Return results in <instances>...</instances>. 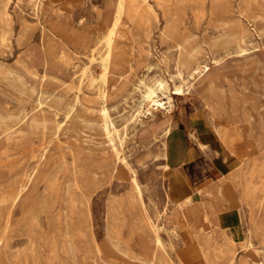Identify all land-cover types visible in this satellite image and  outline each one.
<instances>
[{
	"label": "rangeland",
	"instance_id": "374dc122",
	"mask_svg": "<svg viewBox=\"0 0 264 264\" xmlns=\"http://www.w3.org/2000/svg\"><path fill=\"white\" fill-rule=\"evenodd\" d=\"M158 1L174 12L181 3L136 0L133 10L138 9L140 18L123 17L115 39L119 54L108 62L104 60L108 25L103 18L117 0H0V264H142L124 254L143 256L141 246L149 235L138 207L126 199L130 189L123 171L118 168L110 177L114 156L96 133L102 130L100 103L114 123L118 156L138 172L150 222L168 229L161 232L165 240L173 235L175 211L170 206L166 216H155L165 206L169 178L161 166L162 126L170 121L190 131L195 120L208 127V136L197 137L204 148L190 138L196 157L185 171L195 180V188L211 189L205 203L208 213L235 206L240 219L213 235L210 244L232 240L239 252L236 264H264V0H229V15L217 10L219 14L211 17L210 0H206L202 16L195 17L191 8L175 16L180 24L173 34L166 29L167 18ZM229 17L241 24V38L226 49H210L207 42L228 31L215 27L214 20ZM171 34L176 43L193 35L198 53L190 59L182 56L167 39ZM203 63L211 73L208 79L199 69ZM101 70L107 71L104 78ZM179 76L186 79L182 95L174 91ZM151 78L169 84L172 109L167 114L160 108L146 113V102L140 106V83ZM138 112H145L144 117L133 121ZM86 121L97 126L88 128ZM244 127L250 137L243 135ZM215 128L224 129L225 141L214 135ZM170 145L171 154L181 149L176 143ZM223 163L231 189L221 186L218 164ZM254 166L261 172L251 175ZM96 173L105 174L104 182L91 194L86 208L79 202V188L90 193L87 179ZM198 206L177 212L200 217L203 210ZM86 209L89 234L80 226ZM7 214L10 225L4 232ZM257 225L262 231L254 230ZM212 234L211 228L202 226L199 243L204 245ZM177 246L181 247L179 241ZM179 252L193 263L204 264L196 242Z\"/></svg>",
	"mask_w": 264,
	"mask_h": 264
},
{
	"label": "bare ground",
	"instance_id": "6f19581e",
	"mask_svg": "<svg viewBox=\"0 0 264 264\" xmlns=\"http://www.w3.org/2000/svg\"><path fill=\"white\" fill-rule=\"evenodd\" d=\"M136 0H117V2L115 3V7L113 8V10L111 8H108L107 13L104 15L103 21L108 25L107 28V33H106V39H105V45H106V50H108V54L106 52L107 57L104 58L107 59L106 61H108V59L117 54H119V48H118V44L116 42V37L120 32V28L122 26V21H123V17H125L128 20H133V18H140L139 14H138V9H137V13H135V11L133 10V4ZM145 0H143L144 2ZM164 1V0H163ZM206 0H184L181 1L180 0V5L179 7H176V11H172V9L166 8L164 9L162 7V3L160 1H158V5L160 7L163 8L164 11V16L167 18V25H166V29L167 31H170L172 34L176 33L178 26L180 24V21L178 18H176L175 16L177 14H180L184 12V10L186 8H191L194 11V16L195 17H200L204 14V3ZM247 2V1H246ZM154 3V2H153ZM155 4V3H154ZM157 4V3H156ZM211 8H209L210 10V16H214L215 13L217 12V10H219V12L221 11L222 13H226V15L229 13H231L230 11H232V7L230 4L229 0H210V4ZM155 7V6H154ZM156 8V7H155ZM174 8V6H173ZM239 8V7H238ZM260 8V7H259ZM145 8H141V12L144 11ZM159 9V8H158ZM175 10V9H174ZM239 10V9H238ZM248 10V9H247ZM240 11V10H239ZM242 11V10H241ZM255 12V11H254ZM218 13V12H217ZM216 13V14H217ZM221 13V14H222ZM264 13V12H261ZM219 14V13H218ZM245 14V13H244ZM243 15V12H242ZM246 15V14H245ZM244 15V16H245ZM182 16V15H181ZM224 16V15H223ZM243 16V17H244ZM216 17V16H215ZM225 17V16H224ZM249 17V16H248ZM259 17V16H258ZM209 19V18H208ZM181 20V19H180ZM238 20V19H237ZM249 20V19H248ZM261 20V19H260ZM128 21V22H130ZM242 22V21H241ZM149 23V21H148ZM213 23V22H212ZM131 24V23H130ZM193 25V24H192ZM213 25L217 28H223L224 30L227 29L228 31L210 39L207 44L209 46L210 49H218V48H223L226 49L228 47L229 44H231L234 41H237L241 38L240 34H242L243 32V28L241 27V24H239L238 21L231 19V17L225 19V20H214ZM212 25V26H213ZM126 26V25H125ZM123 26V27H125ZM157 26V25H156ZM230 26L233 27V29L230 28ZM149 28V27H148ZM216 28V29H217ZM245 29V28H244ZM129 30V29H128ZM203 30V29H202ZM130 31V30H129ZM126 32H128L126 30ZM211 32V31H210ZM223 32V31H222ZM249 32V31H248ZM129 34V33H128ZM168 35L167 39L173 42V46L180 51L182 56H186L192 58L196 55L197 52V47L195 45V43L192 40V36L190 35H186L185 38H182V41L176 43V41H174V36L173 35ZM166 35V34H165ZM249 35V34H248ZM131 37V36H130ZM196 39V38H195ZM131 40V38H130ZM133 41V40H132ZM131 41V42H132ZM175 42V43H174ZM94 43V42H93ZM92 43V44H93ZM99 43V42H98ZM133 44V43H132ZM192 44L191 48L188 49L189 51H187V49H185V45H189ZM92 46V45H91ZM93 47V46H92ZM105 47V46H104ZM41 48V47H40ZM96 48H98L96 46ZM128 48V47H127ZM131 48V47H130ZM129 49V48H128ZM132 49V48H131ZM98 50V49H97ZM199 50V49H198ZM230 50V49H229ZM92 51V49L90 50ZM131 51V50H130ZM138 51V50H137ZM243 51V50H242ZM98 52V51H97ZM102 52V51H101ZM92 53V52H91ZM130 53V52H129ZM148 53V52H147ZM132 54V53H131ZM136 54V53H135ZM219 54V53H218ZM130 55V54H129ZM162 55V54H161ZM226 55V54H225ZM99 56V55H98ZM148 56V55H147ZM224 56V55H223ZM96 57V56H95ZM105 57V56H104ZM161 57V56H160ZM179 57V56H178ZM219 57V56H218ZM155 58V57H154ZM222 58V56H221ZM98 59V58H97ZM102 59V58H101ZM101 59H99L101 61ZM180 59L182 60V58L180 57ZM179 59V60H180ZM216 59V58H215ZM220 59V58H219ZM91 60L93 61L94 59L91 58ZM131 60V59H130ZM88 61V60H87ZM95 61V60H94ZM105 61V63H106ZM113 61V60H112ZM219 60H214L215 63H217ZM99 62V61H98ZM109 62V61H108ZM107 62V63H108ZM192 62V61H191ZM97 63V61L95 62ZM102 63V61L100 62ZM103 62V67L104 64ZM132 63V62H131ZM91 64V63H90ZM196 64V63H195ZM195 64L193 63L194 67ZM102 64H100L99 66L101 67ZM197 65V64H196ZM199 65V64H198ZM97 66V65H95ZM98 66V67H99ZM107 66V65H106ZM105 66V67H106ZM210 66V65H209ZM215 66V65H214ZM88 67V66H87ZM103 69H106V68ZM110 67V66H109ZM129 67V66H128ZM198 67V66H196ZM97 68V67H96ZM85 69V68H84ZM102 69V68H101ZM202 76L206 75L205 78L208 79L211 76V73L207 74V71L209 70V67L207 64L203 63L200 65L199 67ZM93 70V69H92ZM107 70V69H106ZM105 70V71H106ZM85 72V71H84ZM88 72V71H87ZM86 72V74H87ZM101 72L103 73V70H101ZM107 72V71H106ZM105 72V73H106ZM212 72V71H211ZM93 73V72H92ZM105 73H103L101 76L104 78ZM180 73V72H179ZM90 74V73H89ZM88 74V75H89ZM98 74V73H97ZM109 74V73H108ZM95 75V74H94ZM86 76V75H85ZM84 76V78H85ZM100 76V74H99ZM89 77V76H88ZM83 78V79H84ZM90 78H93V76ZM95 78V77H94ZM82 78H80L79 80L81 81ZM96 79V78H95ZM101 79V78H100ZM99 79V80H100ZM105 80V79H104ZM143 80V79H142ZM145 80V79H144ZM185 78H180V76L178 77V82L174 83V91L176 94L178 95H182L184 94L185 91ZM95 81V80H94ZM101 81V80H100ZM52 82V81H51ZM90 82V81H89ZM92 82V81H91ZM90 82V83H91ZM96 82V81H95ZM46 83V82H44ZM99 83V81H98ZM105 83V82H104ZM140 83V82H139ZM50 84V83H49ZM48 84V85H49ZM97 84V83H96ZM137 84V83H136ZM135 84V85H136ZM52 85V84H50ZM49 85V86H50ZM87 85V82H86ZM91 85V84H90ZM94 85V84H92ZM134 85V86H135ZM140 85L142 86L141 88V103L140 106H143V104L146 102V106L143 107V109L145 110L146 113L149 114V112H151L153 108H160L162 110L163 114H167L171 109H172V98H171V94L169 92V84L166 80L159 78V80H156L154 78L148 79L146 82L142 81L140 83ZM97 86V85H96ZM131 86V85H130ZM71 87V86H70ZM102 87V86H101ZM72 89V88H71ZM93 89V87H92ZM106 90V89H104ZM73 91V90H72ZM139 92V91H138ZM139 98V97H138ZM121 99V98H120ZM39 102V101H38ZM41 102V101H40ZM78 102V101H77ZM75 103V102H74ZM104 103V102H103ZM124 103V102H123ZM69 107V106H68ZM67 110V109H66ZM99 114L101 117V131L96 130V133L99 135L100 139L104 142L105 146L107 148H109L114 156L113 159V165L111 168V171L109 172L111 179H113L112 177L114 176L113 174H115V172L117 173L118 168L121 169L123 171V175L125 176V180L127 181V184L129 186V194L128 196L126 195V199H128L129 201H131L135 206L138 207L143 221L145 222V227L147 229L148 235L149 237L146 238L147 240L144 241V243L142 244V249L144 251V255L143 256H133L132 253H125V255H127V257L131 258V259H137L139 261L142 262V264H198V261H196L195 263H193V261L180 256L179 250L182 249H190L191 248V244L193 243H198L199 245V250L201 253V259L203 261L204 264H213L212 258H215L216 260H222L224 262V264H236L238 256H239V252H238V248L236 246V244L234 243V241H229L227 242V244L221 243V244H217L215 243V245L212 247L210 244V241H214V236L218 231V227L216 222L214 221V216H210V222L212 225V236L207 237V241H205L204 245H201L199 243V234H201V230H196L194 228L193 225L190 224L189 220L187 219L186 215L184 214V212L182 211L181 214H177L176 212H174L173 217H174V221H173V226L171 227V232H172V236L169 238V240H165L163 238V236L161 235L162 231H167L168 229H166L162 224H153V222H150V213L149 210L147 208V205L145 203L144 200V189L142 188V184L140 183L139 180V176H138V172L135 169V167L133 168L132 166H130L128 163L125 162V160L123 158H121V156H118V152H117V147L115 146L114 143V135L112 134V132H116L115 128H114V123L110 120V117L108 115V110L107 107H105V105L103 104H99ZM157 111V110H156ZM144 112V113H145ZM144 113L138 112L137 115H134V119L133 121H137L140 118L144 117ZM147 114V115H148ZM22 115V114H21ZM14 117V116H13ZM16 117V116H15ZM119 117V116H118ZM133 117V116H132ZM131 117V118H132ZM66 118V117H65ZM132 120V119H131ZM153 120V119H152ZM151 121V120H150ZM128 122V121H127ZM169 122V121H168ZM19 123V122H18ZM127 124V123H126ZM125 124V125H126ZM132 124V123H131ZM136 124V123H135ZM99 125V124H98ZM129 125V124H127ZM86 126L88 128H94V126L97 125H90V123L88 121H86ZM130 127V126H129ZM132 127V126H131ZM136 127V126H135ZM96 129V128H95ZM136 130V129H135ZM134 130V131H135ZM249 130V128H248ZM133 131V132H134ZM128 132V130H127ZM137 132V131H136ZM135 132V133H136ZM248 132V131H247ZM130 133V132H129ZM125 134V133H124ZM132 134V133H131ZM137 134V133H136ZM162 141H161V154L160 157L162 158V170H167L169 167V163L172 162V164L178 162L181 157H182V149H177L176 151H174V154H171L170 152V147H171V143H175L174 141V137L171 136V131L169 128H165L162 131ZM175 134V133H174ZM217 134V133H216ZM97 135V136H98ZM118 135V134H117ZM133 135V134H132ZM248 135V134H247ZM124 137V136H123ZM176 138V137H175ZM77 139V138H76ZM118 139V138H117ZM74 140V139H73ZM127 140V139H126ZM203 145V144H202ZM180 147V146H179ZM88 151V150H87ZM184 152V151H183ZM45 153V152H44ZM105 153V152H104ZM123 153V152H122ZM74 155V154H73ZM158 156V155H156ZM41 157V156H40ZM186 157V156H185ZM96 158V157H95ZM125 158V157H124ZM147 158V157H146ZM219 158V157H218ZM148 159V158H147ZM155 159V158H154ZM42 160V159H41ZM112 161V160H111ZM110 161V162H111ZM141 161V160H140ZM69 162V161H68ZM80 162V161H79ZM82 162V161H81ZM142 162V161H141ZM71 163V162H69ZM230 163V162H229ZM80 164V163H79ZM91 164V163H89ZM136 164V163H135ZM134 164V165H135ZM256 164V163H255ZM104 165V164H103ZM142 165V164H141ZM95 166V165H94ZM147 166V165H146ZM178 166V164H177ZM217 166V165H216ZM225 166V165H224ZM231 166V165H230ZM33 167V166H32ZM72 168V167H71ZM161 168V167H160ZM189 168V167H188ZM199 168V167H198ZM105 169V168H104ZM225 170V168H221V171ZM192 171V170H191ZM226 171V170H225ZM224 171V172H225ZM261 170L260 169H256L255 166L251 169V175H253L254 173H260ZM54 175V174H53ZM123 176V177H124ZM190 176V175H189ZM104 178H105V174L104 173H96V174H91L88 176V187L90 188V193L85 194L83 192V190L81 188H79V192H80V204H82L84 207L87 208L89 200L91 198V194L94 193L96 190H98L99 188H101L103 182H104ZM60 179V178H59ZM47 181V180H46ZM79 182V181H78ZM114 182V180H113ZM191 183V182H190ZM87 184V183H86ZM254 185V184H253ZM87 186V185H86ZM251 183H247L246 184V189L247 191H250L251 188ZM257 186V185H256ZM243 187V186H242ZM46 188V187H45ZM47 190V189H46ZM242 192V191H241ZM171 193L173 194L172 190ZM210 195V194H208ZM76 197V196H75ZM189 197H194V196H188L186 198ZM72 199V198H71ZM241 200V199H240ZM252 200V199H251ZM52 201V200H51ZM97 201V200H96ZM74 202V200H73ZM77 202V201H76ZM262 202V201H261ZM250 204V202H248ZM67 204V202H66ZM77 204V203H76ZM257 204V203H256ZM259 204V203H258ZM48 205V204H47ZM51 205V204H50ZM91 205V204H89ZM98 205V204H97ZM245 205V203H244ZM262 205H264V202H262ZM261 205V209L264 208V206ZM182 206L183 209L186 206V203L183 201L182 202ZM259 206V205H258ZM250 207H252L250 205ZM79 208V207H78ZM167 208L169 209L168 204H165L163 210L159 213H156L155 216L157 219L163 218L162 216L166 214V210ZM96 209V208H95ZM152 209V208H151ZM254 209V208H253ZM258 209V208H257ZM69 210V209H68ZM80 211V210H79ZM85 211V210H84ZM260 211V210H259ZM78 212V211H77ZM94 212V211H93ZM168 212V211H167ZM80 213V212H79ZM243 213V212H242ZM259 213V212H258ZM84 215V214H83ZM166 216V215H165ZM164 216V217H165ZM94 217V216H93ZM92 219V218H91ZM95 219V218H94ZM246 221V219H244ZM254 220V219H253ZM93 221V220H92ZM202 221L205 223L204 217L202 215ZM82 222V221H81ZM143 223V222H142ZM157 223V222H156ZM246 223V222H245ZM77 224V223H76ZM94 224V223H93ZM10 225V216L7 214L5 219H4V232L8 229ZM69 225V224H68ZM254 225V224H253ZM87 233L90 231V215L88 210L86 209V213L85 216L83 218V223L80 225ZM144 226V225H143ZM69 227V226H68ZM144 227V228H145ZM36 228V227H35ZM255 231H259L261 230V225H257L254 227ZM39 231V230H38ZM262 231V230H261ZM31 232V231H30ZM40 232V231H39ZM83 232V231H82ZM249 232V231H248ZM141 233V232H140ZM146 233V232H145ZM89 234V233H88ZM218 234V233H217ZM35 235V234H32ZM37 235V234H36ZM67 235V234H66ZM251 235V234H250ZM257 235H259L257 233ZM143 236V235H142ZM93 237V236H92ZM144 237V236H143ZM260 237V236H259ZM145 238V237H144ZM264 238V237H262ZM248 239V238H247ZM137 240V239H136ZM139 240V239H138ZM97 241V240H96ZM181 243V247L177 246V242ZM253 241V240H252ZM89 242V241H88ZM70 243V242H69ZM85 243V242H84ZM139 243V242H138ZM250 243V242H249ZM138 245V244H137ZM253 245V242H252ZM247 245L242 244L241 247H244ZM83 248V247H82ZM249 248V247H247ZM262 248V247H261ZM264 249V248H262ZM252 250V249H251ZM250 250V251H251ZM260 251V250H259ZM262 251V250H261ZM241 253V252H240ZM93 255V254H92ZM96 256V255H95ZM241 256V255H240ZM69 257V256H68ZM249 257V256H248ZM70 258H72L70 256ZM84 258V257H83ZM250 258V257H249ZM260 258V256H259ZM264 258V257H262ZM261 260H264L262 259ZM97 259V258H96ZM127 259V258H126ZM245 259V258H244ZM87 260V259H86ZM97 261V260H96ZM245 261V260H244ZM88 262V261H87ZM108 262V261H107ZM264 262V261H262ZM86 263V262H85ZM98 263V262H96ZM116 263V262H115ZM135 263V262H133ZM244 263V262H243ZM250 263H252V261H250ZM257 263V262H256ZM92 264V263H91ZM103 264V263H102ZM253 264V263H252Z\"/></svg>",
	"mask_w": 264,
	"mask_h": 264
},
{
	"label": "crops",
	"instance_id": "0c3cea01",
	"mask_svg": "<svg viewBox=\"0 0 264 264\" xmlns=\"http://www.w3.org/2000/svg\"><path fill=\"white\" fill-rule=\"evenodd\" d=\"M191 122L193 125H195L194 126L195 128H192V130L190 131L183 130L180 128L179 125L175 126L170 121L169 122L167 121L162 126V129H161V133H162V131L165 128H169L171 131V136L174 137V140H175L174 142L177 145H179L182 149L181 159L175 164L174 163L172 164V162L169 163L168 169L163 170V172L167 173L169 177L167 181V188L165 190V204H168L169 207L171 206L170 208L173 209V211L175 212H177L178 209L183 210V206H182L183 201L186 203V206H187L185 208L193 209L194 205H199L198 208H202L203 210L202 213L200 214V217H191L189 213L184 212L190 224L193 225L196 230H199V229L201 230L202 226L209 227L212 229V225L209 219H210V216H214V219H215L214 221L216 222L217 227H218L217 233H219L224 227L235 226L240 222L238 209L235 208V206H232L228 208L226 212L217 213V214L208 213L205 203L208 202L210 200L209 197L212 196L211 189L206 187L205 185L196 187V188L193 186L195 180L191 178V176H189L190 174H187L185 171L187 165L190 164L196 157L194 150L189 146V141H190V138L194 139L197 141L198 147L204 148L205 144L203 142H199L198 138L204 139L206 136H208L209 132H207V130H209V128L203 127L202 125L200 127V123L195 120ZM244 129L245 130L243 132V135L245 137H250L251 136L250 131L246 129L245 127ZM214 135L218 136L224 141L227 138L224 129L215 128ZM224 165H225L224 163L218 164L219 172H222L221 186H226L228 187V189H231L233 188V185H232L230 178L226 174V171H225L226 165L225 166ZM222 167L225 168L224 170L225 172L223 171V169L221 171ZM171 190L173 194L171 193ZM188 196H194V197L186 198ZM177 214H181V213L177 212ZM202 215L204 217L205 223L202 221ZM198 221L201 223L202 225L201 227L198 226L200 224L198 223ZM125 253L129 254L130 251L125 252Z\"/></svg>",
	"mask_w": 264,
	"mask_h": 264
}]
</instances>
